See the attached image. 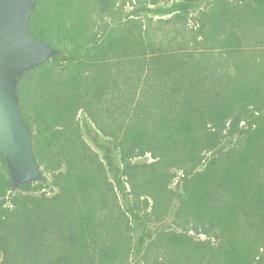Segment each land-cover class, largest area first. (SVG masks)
Instances as JSON below:
<instances>
[{
  "label": "trees",
  "instance_id": "16d2710c",
  "mask_svg": "<svg viewBox=\"0 0 264 264\" xmlns=\"http://www.w3.org/2000/svg\"><path fill=\"white\" fill-rule=\"evenodd\" d=\"M38 1L27 30L52 47L57 41L53 48L61 56L53 60L59 68L48 62L34 68L44 70L41 82L33 99L19 98L18 105L32 132L35 160L52 174L58 192L51 197L42 192L43 176L14 188L0 155V264H122L125 253L113 237L116 225L108 220L112 209L97 162L82 158L83 152L70 146L74 140L64 135L78 110L119 151L122 174L133 175L131 159L147 153L159 159L158 170L146 180L151 197H167L175 177L169 167L182 170L186 183L178 195L179 213L211 229L223 228L230 242L220 259L211 251L199 252L187 235L170 232L163 236L168 251L154 264H250L236 245L235 223L242 218L251 230L264 231V128L251 124L240 154L229 155L220 167L223 158L211 160L198 171L199 154L216 135L208 126L224 129L231 120L237 128L241 121L224 95L217 93L214 100L197 86L201 78L187 60L165 54L141 36H116L111 29L89 43L66 11L71 0H55L53 14L38 10ZM179 1L177 9L185 13L200 0ZM255 1L264 6V0ZM100 147L113 172L112 153Z\"/></svg>",
  "mask_w": 264,
  "mask_h": 264
},
{
  "label": "rangeland",
  "instance_id": "374dc122",
  "mask_svg": "<svg viewBox=\"0 0 264 264\" xmlns=\"http://www.w3.org/2000/svg\"><path fill=\"white\" fill-rule=\"evenodd\" d=\"M179 3V0H71L66 11L89 43L101 40L111 29L116 36H124L126 32L141 36L165 54L187 60L201 78L197 86L209 92L214 100L217 93L224 95V102L231 105L233 114L241 121L237 128L231 125V120L224 129L208 126L210 134L216 135L209 136L211 142L208 140L206 149L199 154L198 171H203L211 160L223 158L217 162L220 167L229 155L240 154L251 124L253 128H264V6L255 0H200L182 13L177 9ZM54 6L55 0L38 1V10L47 14L54 13ZM35 7L36 2L32 10ZM52 45L56 47L57 41ZM47 62L59 68L53 58ZM129 68H125L127 73ZM33 69L19 75L17 100L33 99V91L44 74V70ZM126 82L130 83V77ZM123 89L126 91V85ZM64 135L74 140L70 146L78 153L83 152L82 158L97 162L102 192L112 209L108 220L116 225L113 237L125 253L122 264L159 262L168 251L163 236L170 232L187 235L199 252L211 251L220 259L221 251L231 248L223 228L211 229L207 222L198 223L185 211L179 213L178 195L186 183L182 170L168 168L175 177L167 186V197L154 199L149 195L146 180L158 170L160 161L155 155L147 153L131 159L128 163L133 167V175L122 174L119 151L114 150L82 110L66 125ZM101 145L112 153L113 172L106 166ZM39 169L45 179L42 192L48 197L55 195L58 188L52 184V174L43 167ZM260 179L264 181V169ZM235 226L238 228L235 242L241 254L249 256L250 264H264V231L251 230L242 218Z\"/></svg>",
  "mask_w": 264,
  "mask_h": 264
},
{
  "label": "water",
  "instance_id": "95a60500",
  "mask_svg": "<svg viewBox=\"0 0 264 264\" xmlns=\"http://www.w3.org/2000/svg\"><path fill=\"white\" fill-rule=\"evenodd\" d=\"M35 0H0V155L6 160L14 188L41 179L33 154L32 133L23 123L16 83L23 72L61 53L27 30Z\"/></svg>",
  "mask_w": 264,
  "mask_h": 264
}]
</instances>
